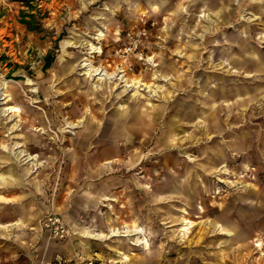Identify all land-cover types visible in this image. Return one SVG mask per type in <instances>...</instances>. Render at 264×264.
I'll return each instance as SVG.
<instances>
[{"label": "rangeland", "instance_id": "rangeland-1", "mask_svg": "<svg viewBox=\"0 0 264 264\" xmlns=\"http://www.w3.org/2000/svg\"><path fill=\"white\" fill-rule=\"evenodd\" d=\"M32 7L0 0V85L12 99L0 90V264L88 248L116 264H264V0ZM67 41L101 47L96 67L162 88L93 94L86 51ZM121 123L130 130L117 133ZM172 135L180 149H168ZM49 208L77 228L71 242L36 229ZM133 229L148 246L132 244Z\"/></svg>", "mask_w": 264, "mask_h": 264}, {"label": "bare ground", "instance_id": "bare-ground-1", "mask_svg": "<svg viewBox=\"0 0 264 264\" xmlns=\"http://www.w3.org/2000/svg\"><path fill=\"white\" fill-rule=\"evenodd\" d=\"M157 8V7H156ZM205 17V16H204ZM105 38V34L103 32H100L97 37H95L94 39L97 40L98 42H100L101 40H103ZM81 44L80 41L78 42H71V41H67L65 43L66 46H71L74 48H77L79 45ZM80 48H82L83 50H85L86 52L84 53V58L81 61V69L83 70V76L85 77L86 80H90L93 82H97V84L93 85V88L91 89V92H93V94L95 93H99L101 91V89H103V87H105L106 85H109L110 88L112 89V84L115 83V85H120L121 83H124V87H125V91L126 90H132L133 94L132 97L135 99H144L145 98V94L144 92H150L152 90H154L153 92L156 93L158 92L157 90H160L162 87L161 86H157L156 88L152 89L153 85L148 84L142 80L139 79H129L125 73V70H121L120 74H117L116 72H110L107 68V66H101V67H96L94 66V63L92 60H90V56L97 54L98 56L103 55V49L101 47H97L95 46L93 43L89 42L86 44H81V46H79ZM86 55V56H85ZM64 61V59H62L60 62ZM108 63V62H107ZM157 65H153V67H156ZM68 69L72 70L74 69L73 66H69L68 65ZM236 75H239L238 71L235 72ZM154 76V80H158L161 79L162 76L159 75L157 73V71L154 72L153 74ZM119 81V82H118ZM8 88V85L6 83H2L0 85V90L3 91V96L4 99H7V102L11 101L12 99L10 98L9 94L4 93V91L6 92ZM110 89V90H111ZM238 99H241L240 97ZM241 103V102H240ZM123 110V109H122ZM21 108H19L18 106H10V107H5L2 109L3 113H9V114H13V116H16V118L20 117V112H21ZM124 111V110H123ZM121 111H119L117 113H120ZM120 121V119H119ZM83 121H79L77 124L74 123H67V126L69 128H76L78 127L80 124H82ZM91 123V122H90ZM91 125V124H90ZM118 125V124H117ZM116 125V126H117ZM99 130V128H98ZM115 130H117L116 132L119 133L120 131H129L130 129H128L126 127V124L121 123V126H118L117 128H115ZM122 135V134H121ZM125 136V135H124ZM123 136V137H124ZM133 137V135H132ZM209 137V136H207ZM214 138V137H213ZM210 139V138H209ZM94 138H91V143L93 142ZM96 140V139H95ZM163 140V139H162ZM166 140V139H164ZM215 140V139H214ZM31 141V140H30ZM129 141H132V139L129 138ZM183 140L180 141V139H177L176 135H172L169 137L168 140H166V144L168 146V149L171 151L172 148H176L178 147L180 149V147H182L183 145ZM25 144V143H23ZM19 143H15L14 146H18ZM222 152V151H221ZM24 153V151L19 152V154ZM217 154V153H216ZM222 154V153H221ZM218 157V156H217ZM29 159L31 160L32 157H29ZM224 167V166H222ZM225 168V167H224ZM219 171V170H218ZM167 172V171H166ZM219 173H223L225 174L226 171H223L222 169L219 171ZM175 176V175H174ZM172 177V175H171ZM176 177V176H175ZM15 178V177H14ZM167 178V177H166ZM14 181L18 180V178L13 179ZM169 180V179H167ZM176 181V180H175ZM0 182L1 183H6L7 182V178L3 175H0ZM183 184V183H182ZM178 185V184H177ZM185 186V185H184ZM176 187V186H175ZM195 187V186H194ZM197 187V186H196ZM177 189V188H176ZM191 190V189H190ZM178 191V190H177ZM180 192V191H178ZM207 192V191H206ZM159 202V201H158ZM128 228V226L126 227ZM130 227L128 228V231L130 232ZM135 232V235H139L140 237L135 238V241L133 240V243L135 246H138L139 244H143V240H145V245L148 246V242L147 239L143 238L141 239V236L143 235V229H133ZM112 231H115L114 229ZM121 233V232H120ZM127 233V230L124 232ZM114 236H116V233L113 234ZM102 236V235H101ZM120 236V235H119ZM125 237H130L129 235H126ZM136 242V243H134Z\"/></svg>", "mask_w": 264, "mask_h": 264}, {"label": "built area", "instance_id": "built-area-1", "mask_svg": "<svg viewBox=\"0 0 264 264\" xmlns=\"http://www.w3.org/2000/svg\"><path fill=\"white\" fill-rule=\"evenodd\" d=\"M42 230L45 231L49 235V237H51V239L57 241H66L74 236V231L64 222V220L60 216L54 214L47 215L42 220ZM80 260L86 261V264L117 263L113 262L112 260L103 261L100 258V254L95 252L86 260H84V256H82L80 253H75L73 256L68 258L61 255H56L53 260L42 264H74Z\"/></svg>", "mask_w": 264, "mask_h": 264}, {"label": "crops", "instance_id": "crops-1", "mask_svg": "<svg viewBox=\"0 0 264 264\" xmlns=\"http://www.w3.org/2000/svg\"><path fill=\"white\" fill-rule=\"evenodd\" d=\"M62 105H63V103H62ZM64 106H66V105H63V107ZM67 106H68V103H67ZM82 107H84V106H82ZM84 109V108H83ZM88 114V113H87ZM98 150H99V148H98ZM53 212H55V211H51L50 210V208L49 209H47L46 210V212L44 213V215L42 216H40L39 218H38V223H37V225H36V229L37 230H41L42 229V220L44 219V217L45 216H47V215H50V214H52ZM57 213V212H56ZM67 224V223H66ZM73 231H74V233H75V236H73L72 238H70V239H68V240H66V241H72V239H75V237H76V232H77V228L76 227H74V225L72 226L71 224H67ZM66 241H64V242H66ZM78 250H80V249H78ZM87 250H89V251H87ZM76 252H79V253H81V254H83L84 252H85V254L88 256L89 254V257H91L92 256V254L94 253L93 252V250H91V248H88V249H84V250H80V251H77V250H74V251H68V252H65V253H62V252H59V251H57V252H54V253H52L51 254V256H49L48 258H46V261L45 262H49V261H51V260H53L54 258H55V256L56 255H61V256H63V255H67V256H69V255H71V256H73ZM88 252V253H87ZM73 254V255H72ZM84 255V254H83ZM70 256V257H71ZM63 257H65V256H63ZM66 258H68V257H66ZM38 264V263H37Z\"/></svg>", "mask_w": 264, "mask_h": 264}, {"label": "trees", "instance_id": "trees-1", "mask_svg": "<svg viewBox=\"0 0 264 264\" xmlns=\"http://www.w3.org/2000/svg\"><path fill=\"white\" fill-rule=\"evenodd\" d=\"M13 2H17V3H22V5H24L26 8L28 9H32L33 10V7H32V3L35 1V0H12ZM22 14V19H21V22L23 24H25L26 26H28V29L30 31H37V27H34L32 26L33 22L35 20V16L30 14V13H27L25 11H22L21 12ZM29 19L28 21L26 19ZM49 59V58H48ZM51 64V60H48V66H50Z\"/></svg>", "mask_w": 264, "mask_h": 264}]
</instances>
